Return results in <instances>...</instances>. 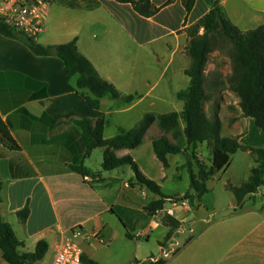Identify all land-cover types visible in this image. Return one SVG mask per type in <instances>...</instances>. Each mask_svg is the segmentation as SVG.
I'll list each match as a JSON object with an SVG mask.
<instances>
[{"label": "crops", "instance_id": "crops-1", "mask_svg": "<svg viewBox=\"0 0 264 264\" xmlns=\"http://www.w3.org/2000/svg\"><path fill=\"white\" fill-rule=\"evenodd\" d=\"M93 1L92 8L87 4L64 8L68 12L67 27L59 32H49L46 27L36 42L46 46L75 39L78 51L92 63L102 79L113 84L122 95L138 98L130 105L122 106L118 100L108 103L104 97L98 110L90 108L75 90L76 78H67L60 59L35 56L21 42L0 35V121L14 142L10 148L0 141V217L23 242L21 252H32L39 240L46 241L47 252L37 264H51L57 245L69 237L74 228L81 230L75 242L82 256L97 264H134L135 261L157 258L161 244L171 231L162 222L163 217H159L160 211L153 216L145 212L144 208L158 197L135 183L130 166L104 171L101 166L104 148L101 147L94 148L87 158H83L87 138L75 121L104 118V139L132 128L137 121H133L130 127L126 124L133 110L143 101L156 99V83L166 77L172 66L170 56L176 50L164 59L160 56L163 49L166 50L173 36L176 42L179 36L188 40L186 28L194 25L210 7L205 0H196L187 15L182 0H150L158 12L143 18L130 4L113 0ZM218 1L227 19L241 32L264 25V0ZM139 22L155 30L153 36L141 43L132 31L133 25ZM155 44L158 45L153 48ZM134 46L151 47L153 65L161 67L152 79L148 73L150 68L146 69L141 82L143 87L139 91L134 60L127 52L128 47ZM160 60L163 64L159 63ZM213 70L218 69L214 67ZM224 74H230L229 59ZM166 84L169 85L170 81ZM223 89L234 95L227 87ZM178 91L180 88L176 89ZM234 96V109L225 100L213 102L221 122V136L237 137L242 146L264 148L263 143H252L251 136L264 140V133L251 118L243 116L239 99ZM157 99L163 102L161 98ZM149 105L153 106L152 103ZM60 116L65 117L53 122ZM153 127L156 125L152 124L149 129ZM147 132L140 146L118 150L115 155L118 158L130 156L140 172L159 185L164 194L184 195L188 184L171 195L169 190L180 181L174 175L177 168L185 164L189 152L168 156V167L163 168L152 149V140L156 137L150 141ZM157 132L159 137L161 133ZM238 152L230 155L228 164L216 175L228 174ZM93 161L94 167L91 165ZM80 163L88 169L90 176L82 177L71 170L70 166ZM192 172H197L194 164ZM230 178L227 176V182L221 183L224 189L227 183L232 184ZM211 183L209 180L205 195L212 191ZM260 191L246 198L251 205L245 204L238 212H235L234 200L229 215L233 223L227 230L216 232L209 230L208 224L196 229V222H193L198 211H213L203 201L205 195L196 201L198 207L195 209L183 201L186 210L175 214L174 210L170 216L178 220L180 226L188 224L194 233L190 234L189 240L187 235L179 240L181 247L175 255L164 259L165 264H264V196L262 201ZM25 207L29 213L22 222L17 212ZM160 227L164 231L159 239H155L157 251L147 252L143 244L148 245L152 232ZM176 230L166 242L173 240ZM0 264L6 263L0 259Z\"/></svg>", "mask_w": 264, "mask_h": 264}, {"label": "trees", "instance_id": "trees-1", "mask_svg": "<svg viewBox=\"0 0 264 264\" xmlns=\"http://www.w3.org/2000/svg\"><path fill=\"white\" fill-rule=\"evenodd\" d=\"M113 1L130 4L133 11L143 18L152 17L158 12L150 0ZM195 1L182 0V6L187 15ZM205 1L210 7L209 11L194 25L186 28L187 54L190 63L184 74L189 82L185 89L176 94V98L183 102L181 114L184 122L185 143L179 140L180 134L176 130L179 114L175 111L163 114L145 113L132 128L109 139L103 138L106 124L104 118L95 121L80 118L75 121V125L83 130L87 138L83 158H87L94 148H104L101 165L104 171L128 165L134 173L135 183L158 197L144 208L149 216L163 210L168 201L172 203L188 201L191 206H194L195 201L208 193V181L228 164L230 155L237 151L249 153L254 165L245 182L239 186L226 184V190L232 193L235 200V212L243 208L246 198L264 188V148L242 146L237 137H222L221 122L216 111L212 116H208L206 112V105L213 101L215 94L223 87H227L239 99L243 116L251 118L259 131L264 133V25L241 32L227 19L218 0ZM86 2H88L87 7H93V0H86ZM201 30L202 33H200ZM0 35L21 42L35 56L60 59L67 78H76V92L92 109L98 110L100 100L104 97L118 100L123 105H130L135 101L134 96L122 95L113 84L100 77L92 63L78 51L75 39L63 44L44 46L2 23H0ZM223 49H227L230 74L223 76L218 70L206 73L209 55ZM63 117L65 116L55 118L53 122ZM152 124H155L161 133L159 137L152 140V149L163 168L168 167V156L177 155L183 151L189 152L182 166L188 171L189 183L182 196L178 193L171 196L164 194L159 185L140 172L130 156L118 158L115 155L118 150H132L140 146ZM0 141L10 148L14 145L7 128L1 121ZM201 144H205L211 150L210 166L196 157V149ZM191 161L197 168L195 174L192 172ZM70 167L82 177L90 176L88 169L82 163ZM1 190L0 183V203L2 202ZM28 213L29 210L25 207L17 212V216L24 222ZM162 222L171 228L166 235V241L172 236V231L180 227V222L168 214L163 216ZM23 246V242L16 238L12 227L0 217V259L6 264H37L44 258L48 249L44 240H39L32 252H21L20 248ZM82 262L97 264L83 256ZM134 264H165V261L148 259L145 262L135 261Z\"/></svg>", "mask_w": 264, "mask_h": 264}, {"label": "rangeland", "instance_id": "rangeland-1", "mask_svg": "<svg viewBox=\"0 0 264 264\" xmlns=\"http://www.w3.org/2000/svg\"><path fill=\"white\" fill-rule=\"evenodd\" d=\"M86 0H55L51 3L49 7V12L46 20V27L49 29V32L54 30L56 32H59L61 28L63 29L67 27V23L69 21L67 17V10L64 8H69V7H80L79 5H85ZM133 33L136 35V40L139 41L140 43L143 41H146L148 38L153 36L155 34V30L149 29L146 24H142L141 22L134 24L133 25ZM39 38V37H38ZM37 38V39H38ZM179 40H175L176 38L173 36L172 41H170L167 46L166 50L163 49V53H161L160 56L161 58L166 59L167 55L168 57L171 55L173 50H176V52L173 54V56H170L173 58V63L170 69L167 72L166 77H161L158 82L156 83L154 96L156 99L153 101L148 100V101H143L140 103L132 112V115L129 118V121L127 122V126L130 127L133 121H139L142 116L145 113L152 112L155 114H163V113H168L171 111H175L179 114V120L178 124L176 126V130L179 132V140L182 143H185V137H184V122L182 118V109H183V102L181 100H178L176 98V89L180 88V90L185 89L188 86V77L184 74L185 68L187 69L189 66V56L187 54V45H188V40H184L183 36L178 37ZM177 38V39H178ZM36 39V40H37ZM158 44H155L157 46ZM166 51V53H165ZM127 52L131 54V58L134 60L135 68H136V86H137V91H139L143 86V77L145 73H147L146 69L149 67L151 72L148 71L149 75L151 76V79L154 77V73H158L161 67H159L157 64H155V67L153 65V57L151 54V47L149 46H144V47H139L137 48L136 46L134 47H128ZM163 59V60H164ZM159 63L163 64V62L160 60ZM217 68L222 74L226 72L228 69V58H227V49L223 50H218L214 51L209 55L208 59V64L206 67V71L211 72L212 68ZM225 75V74H224ZM170 81V84H166V82ZM174 84V85H173ZM231 92V91H230ZM235 95V94H234ZM234 95L228 94L224 89L220 90L217 94H215L213 101H211L209 104L206 105V112L208 116H212L213 113H215L216 109L214 108V100H225V102H230V105L235 108V103H236V98ZM140 97V96H139ZM107 102H115V100L111 99L110 97H106ZM157 98H161L163 102L158 101ZM138 98L135 97V101H137ZM119 103V101H118ZM149 103H152L153 106H150ZM124 106L123 104H121ZM136 122V123H137ZM135 123V124H136ZM135 124H132L133 126ZM157 128L153 127L152 129H149L147 132V136L149 137V140L151 141L154 137H157ZM264 136V134H262ZM252 138V143H263L264 145V140L260 139H255L251 136ZM249 140V139H248ZM251 143V142H250ZM196 157L199 159L201 162L207 164L210 166V160L212 157V153L210 148H208L205 144H201L197 147L196 149ZM193 164V161H191ZM253 164V159L247 152H238L237 155L232 159L230 169L228 171L227 175H216V177L212 176L210 179L212 191L205 195L203 197V201L207 203L208 207H212L213 211H198L195 214V221L196 226L195 228L198 229V227H204L209 225V230H214L215 232L218 230H227L229 226L233 223L232 218L229 216L232 213V208L231 206L234 204V197L232 193L222 186V182L226 181V177L229 176L231 177V185L234 186H239L243 182L246 181L247 173L249 167ZM92 167L95 166V161L91 163ZM184 167L177 168L176 174L174 175L175 179H180V181H176V183L172 186L173 190L169 194L171 195L172 193H176L174 190H181L184 189L185 184L189 183V174L187 169H183ZM181 170V171H180ZM217 178V179H216ZM227 182V181H226ZM226 188V185H224ZM261 195L260 199L262 200L264 196V188L260 189ZM167 190H164L166 192ZM186 192V191H185ZM263 201V200H262ZM186 205L188 204V201H185ZM251 202L245 201V204H250ZM180 204L179 206H177ZM198 203H194V206H192V209L197 208ZM251 205V204H250ZM188 206V205H187ZM186 206V208H188ZM200 206V204H199ZM184 203L183 201L177 202V203H172V202H166L164 209L161 210L158 215L160 218H162L164 215H172L173 211L174 214L176 211L183 210L184 212ZM186 210V209H185ZM199 220V221H197ZM164 229L163 227H160L152 232V235L150 236V241L148 245L143 244V248L148 251H157V240L159 239L160 236L162 235ZM176 236H174L173 240H170L168 242L174 243V252H172L168 257L165 259H168L175 255L178 251V249L181 247V244L179 243V240L181 241L187 237V240L190 238V234L194 233L192 232L191 228L189 227L188 224L185 226H180L177 230ZM186 232V233H185ZM185 233V234H184ZM217 234V233H215ZM179 236V239H178ZM214 240V239H213ZM144 242V241H142ZM168 242L162 243L161 248L167 247ZM160 248V249H161ZM161 251V250H160ZM146 252V253H147ZM161 254V253H160ZM159 258V257H157Z\"/></svg>", "mask_w": 264, "mask_h": 264}, {"label": "built area", "instance_id": "built-area-1", "mask_svg": "<svg viewBox=\"0 0 264 264\" xmlns=\"http://www.w3.org/2000/svg\"><path fill=\"white\" fill-rule=\"evenodd\" d=\"M55 0H0V23L8 28L36 40L46 28V20L51 3ZM81 233L74 228L69 237L64 238L56 247L51 264H85L82 262V251L75 238ZM159 258L165 259L174 252V243L160 249Z\"/></svg>", "mask_w": 264, "mask_h": 264}]
</instances>
